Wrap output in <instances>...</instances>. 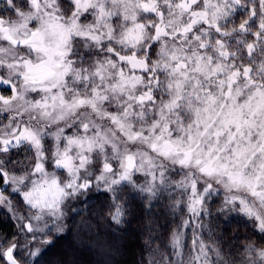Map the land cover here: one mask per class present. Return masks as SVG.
Returning a JSON list of instances; mask_svg holds the SVG:
<instances>
[{"label":"snow or ice","instance_id":"6c2138e0","mask_svg":"<svg viewBox=\"0 0 264 264\" xmlns=\"http://www.w3.org/2000/svg\"><path fill=\"white\" fill-rule=\"evenodd\" d=\"M137 216L134 264H264V0H0V264Z\"/></svg>","mask_w":264,"mask_h":264},{"label":"trees","instance_id":"16d2710c","mask_svg":"<svg viewBox=\"0 0 264 264\" xmlns=\"http://www.w3.org/2000/svg\"><path fill=\"white\" fill-rule=\"evenodd\" d=\"M236 225L233 224L232 229L234 230ZM12 230V223L5 221L0 217V233H6ZM142 223L140 216L132 219L131 225L128 227L130 234L129 240L126 241L127 247L122 249L120 253L114 255L113 259L118 264H134V261L139 259L141 251V237ZM244 231L243 228L240 229ZM78 241V244L76 242ZM68 252L69 259L75 261V264H101L102 261L107 262L108 257L100 254L97 248L92 245L87 238L81 243L79 240H74L72 234H66L65 237L57 242L55 248H52L47 253L49 260L55 261L60 258L61 254Z\"/></svg>","mask_w":264,"mask_h":264},{"label":"rangeland","instance_id":"374dc122","mask_svg":"<svg viewBox=\"0 0 264 264\" xmlns=\"http://www.w3.org/2000/svg\"><path fill=\"white\" fill-rule=\"evenodd\" d=\"M76 244H78V241L76 242Z\"/></svg>","mask_w":264,"mask_h":264},{"label":"flooded vegetation","instance_id":"af4514ba","mask_svg":"<svg viewBox=\"0 0 264 264\" xmlns=\"http://www.w3.org/2000/svg\"><path fill=\"white\" fill-rule=\"evenodd\" d=\"M2 218V217H1ZM9 222H11V221H9Z\"/></svg>","mask_w":264,"mask_h":264}]
</instances>
